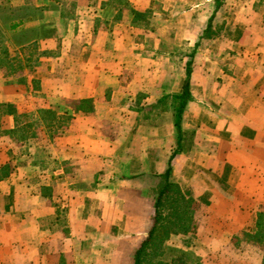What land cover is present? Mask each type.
<instances>
[{
  "label": "crops",
  "instance_id": "1",
  "mask_svg": "<svg viewBox=\"0 0 264 264\" xmlns=\"http://www.w3.org/2000/svg\"><path fill=\"white\" fill-rule=\"evenodd\" d=\"M261 8L0 0V264H132L169 167L194 201L195 231L172 238L179 247L201 264H261L264 248L243 236L264 212ZM85 100L91 109L74 111ZM47 110L51 127L11 135Z\"/></svg>",
  "mask_w": 264,
  "mask_h": 264
},
{
  "label": "trees",
  "instance_id": "2",
  "mask_svg": "<svg viewBox=\"0 0 264 264\" xmlns=\"http://www.w3.org/2000/svg\"><path fill=\"white\" fill-rule=\"evenodd\" d=\"M130 14L133 16L132 23L137 25L142 22V14L133 10H130ZM190 74L191 64L187 63L184 68L181 92L173 96L172 100V103L176 104V106L173 105L175 109L174 124L178 131L181 128L183 111L191 99ZM90 106L91 101L85 100L76 104L74 111L88 110L91 109ZM28 119L29 121L23 127L11 133L18 141H25L33 136V129L38 124L51 127L56 120L55 114L51 110L40 111L37 121H33L32 117ZM16 121L19 123V118ZM170 173L169 167L164 174L159 176L160 183L154 192V214L151 228L146 239L133 254L132 264H201L194 248L189 244H183V247L168 244L172 238L185 239L195 231L194 201L185 197L180 188L170 181ZM243 236L249 242L264 248V212L257 214L254 228L243 232ZM261 264H264V255Z\"/></svg>",
  "mask_w": 264,
  "mask_h": 264
},
{
  "label": "rangeland",
  "instance_id": "3",
  "mask_svg": "<svg viewBox=\"0 0 264 264\" xmlns=\"http://www.w3.org/2000/svg\"><path fill=\"white\" fill-rule=\"evenodd\" d=\"M262 11H264V0H262ZM264 18V14L261 15ZM170 244L172 246H179L181 243H179L176 239H172Z\"/></svg>",
  "mask_w": 264,
  "mask_h": 264
}]
</instances>
